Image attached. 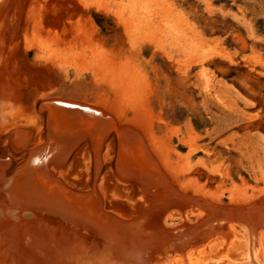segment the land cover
I'll return each instance as SVG.
<instances>
[{
    "label": "rangeland",
    "instance_id": "rangeland-1",
    "mask_svg": "<svg viewBox=\"0 0 264 264\" xmlns=\"http://www.w3.org/2000/svg\"><path fill=\"white\" fill-rule=\"evenodd\" d=\"M0 264H264V0H0Z\"/></svg>",
    "mask_w": 264,
    "mask_h": 264
},
{
    "label": "trees",
    "instance_id": "trees-1",
    "mask_svg": "<svg viewBox=\"0 0 264 264\" xmlns=\"http://www.w3.org/2000/svg\"><path fill=\"white\" fill-rule=\"evenodd\" d=\"M95 20H96V22L103 28V29H105V24H104V19H103V17H98V16H96L95 17Z\"/></svg>",
    "mask_w": 264,
    "mask_h": 264
},
{
    "label": "bare ground",
    "instance_id": "bare-ground-1",
    "mask_svg": "<svg viewBox=\"0 0 264 264\" xmlns=\"http://www.w3.org/2000/svg\"><path fill=\"white\" fill-rule=\"evenodd\" d=\"M80 113V112H79Z\"/></svg>",
    "mask_w": 264,
    "mask_h": 264
}]
</instances>
